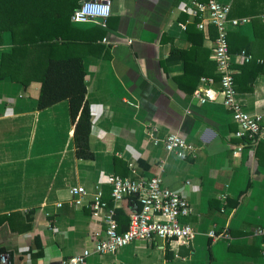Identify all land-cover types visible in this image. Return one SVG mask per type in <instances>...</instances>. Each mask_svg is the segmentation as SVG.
Masks as SVG:
<instances>
[{
  "label": "crops",
  "instance_id": "1",
  "mask_svg": "<svg viewBox=\"0 0 264 264\" xmlns=\"http://www.w3.org/2000/svg\"><path fill=\"white\" fill-rule=\"evenodd\" d=\"M110 1L112 16L103 23L75 25L80 40L70 51L83 59L87 75L94 160L76 155L68 102L39 110L38 82L24 86L1 78L10 38L0 49V264H62L94 251L108 209L115 210L120 228L122 216L130 222L136 202L128 198L115 204L104 182L108 175L160 177L193 206L184 222L199 236L192 247L136 241L115 255L93 253L85 264H264L263 239L255 236L264 229V121L261 134L234 156L237 124L223 97L206 104L195 97L207 88L203 78L214 80L210 86L216 92L220 79L203 76L191 92L193 81H183L187 90L178 82L184 63L167 64L173 48H194L202 67L208 68L209 51L208 59L215 62L216 41L207 27L202 35L197 32L199 21L189 12L203 1ZM216 1L229 5L234 18L249 20L229 32L248 45L258 67L264 62V0ZM193 35L203 37L201 45L196 38L194 47ZM238 65L233 67L241 75ZM250 75L243 73L235 99L245 111L264 117V72L252 90L245 86ZM170 134L186 139L195 154L182 159L167 152ZM97 185L108 203L98 217L86 205L70 206L72 187H85L91 202Z\"/></svg>",
  "mask_w": 264,
  "mask_h": 264
},
{
  "label": "built area",
  "instance_id": "2",
  "mask_svg": "<svg viewBox=\"0 0 264 264\" xmlns=\"http://www.w3.org/2000/svg\"><path fill=\"white\" fill-rule=\"evenodd\" d=\"M189 12L193 19L199 20L196 25L200 31H204L210 24L218 29L213 58L220 74V89L216 92L211 88L210 85L214 82L212 78H203L202 83L207 88L197 91L195 97L202 104H206L215 102L217 95L221 94L223 105L231 111L237 124V131L234 136L239 140V143L234 148L233 155L238 157L245 149V141L254 140L261 134L264 121L263 116L245 111L235 99L237 94L235 87L236 71L233 64H250L254 57L246 50H242L233 56L230 52L228 33L230 27H243L249 23V20L229 19L230 6L216 0L196 3ZM111 16L112 2L110 0H90L85 1L75 12L72 22L86 24L99 18L107 20ZM165 149L182 159L195 154V147L177 134L168 135L165 141ZM104 182L111 187V198L115 204L128 198L136 199L137 210L133 213L127 230L120 232L119 224L115 219V210L108 209L105 215L106 229L103 237L95 244L94 251L86 250L83 254L62 264H85L93 253L101 256L115 255L136 241H161L165 244L174 242L184 247H192L195 243L199 236L198 233L185 222H181V219L184 220L194 213L193 206L179 193L166 187L160 177L132 179L108 175L105 176ZM70 193L72 196L71 207L86 205L97 217L108 208L100 185L96 186L91 202L87 201L90 193L85 187H72ZM209 235L217 236L214 233ZM222 235L225 236V234ZM96 236L99 238L101 235L97 234ZM255 236L263 239L264 249V229L256 231ZM2 259L5 262V257Z\"/></svg>",
  "mask_w": 264,
  "mask_h": 264
},
{
  "label": "trees",
  "instance_id": "3",
  "mask_svg": "<svg viewBox=\"0 0 264 264\" xmlns=\"http://www.w3.org/2000/svg\"><path fill=\"white\" fill-rule=\"evenodd\" d=\"M85 1L90 0H0V49L4 48L7 38H10L12 44L9 51L4 52L2 56L1 78L9 77L24 86L38 82L39 110L68 102L70 118L75 126L76 155L80 159L91 161L94 160V154L90 149L92 114L87 100V75L83 59L70 56V51L80 40L75 36L77 24L72 22V17ZM202 1L201 3H207L209 0ZM239 1L236 0L235 3ZM234 17L230 12L229 19L235 20ZM196 30L202 35V31ZM207 32L217 40L218 29L214 25H208ZM201 35L190 37L194 47L198 43L196 38H200L201 45ZM238 38L237 32L228 33L230 52L233 56L242 50L249 52L248 45L240 43ZM209 57L210 51L205 59L206 62L208 60L206 68L202 67L201 54L194 48L191 51L173 48L167 64L184 63L185 70L178 81L179 85L187 90L183 81H193L195 86L191 92H194L201 77L212 76L220 79L217 64L211 62ZM235 68L241 73L235 74V87L243 85V73H250V79L246 81L245 86L252 90L256 77L264 72V62L258 67L250 63ZM247 141L251 143L253 140ZM131 199L136 202L135 198ZM120 221V232H124L128 227L129 217L122 216ZM262 251L264 255V249ZM166 256L168 259L174 257L168 248Z\"/></svg>",
  "mask_w": 264,
  "mask_h": 264
},
{
  "label": "water",
  "instance_id": "4",
  "mask_svg": "<svg viewBox=\"0 0 264 264\" xmlns=\"http://www.w3.org/2000/svg\"><path fill=\"white\" fill-rule=\"evenodd\" d=\"M100 23H103L104 22V19H102V18H99V19H97Z\"/></svg>",
  "mask_w": 264,
  "mask_h": 264
},
{
  "label": "rangeland",
  "instance_id": "5",
  "mask_svg": "<svg viewBox=\"0 0 264 264\" xmlns=\"http://www.w3.org/2000/svg\"><path fill=\"white\" fill-rule=\"evenodd\" d=\"M184 221H185V220H182V219H181V222H184Z\"/></svg>",
  "mask_w": 264,
  "mask_h": 264
}]
</instances>
